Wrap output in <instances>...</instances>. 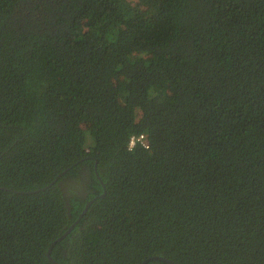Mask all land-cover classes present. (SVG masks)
<instances>
[{
	"label": "trees",
	"instance_id": "obj_1",
	"mask_svg": "<svg viewBox=\"0 0 264 264\" xmlns=\"http://www.w3.org/2000/svg\"><path fill=\"white\" fill-rule=\"evenodd\" d=\"M50 247L264 264V0H0V264Z\"/></svg>",
	"mask_w": 264,
	"mask_h": 264
},
{
	"label": "water",
	"instance_id": "obj_2",
	"mask_svg": "<svg viewBox=\"0 0 264 264\" xmlns=\"http://www.w3.org/2000/svg\"><path fill=\"white\" fill-rule=\"evenodd\" d=\"M105 194V192L102 194V196ZM89 205H90V202L89 203H87L86 204V206H85V209H84V211H83V213H85V211H86V209L89 207ZM82 213V214H83ZM81 217V215L79 216V218ZM72 228V227H71ZM71 228H69L68 229V231L65 233V234H67L69 231H70V229ZM65 234L63 235V236H65ZM61 238H59L58 240H60ZM50 251H51V247L48 249V252H47V257H48V260L51 262V263H53V264H58L57 262H55L51 257H50ZM150 260H154V261H159V262H161V263H166V264H177V263H174V262H172V261H170V260H168V259H166V258H161V257H153V258H149V259H147V260H145L143 263H141V264H146L147 262H149Z\"/></svg>",
	"mask_w": 264,
	"mask_h": 264
},
{
	"label": "built area",
	"instance_id": "obj_3",
	"mask_svg": "<svg viewBox=\"0 0 264 264\" xmlns=\"http://www.w3.org/2000/svg\"><path fill=\"white\" fill-rule=\"evenodd\" d=\"M137 145H140L141 147L147 149L148 145L146 142V139L143 135H139V136H133L130 138L129 140V148H133L136 147Z\"/></svg>",
	"mask_w": 264,
	"mask_h": 264
},
{
	"label": "flooded vegetation",
	"instance_id": "obj_4",
	"mask_svg": "<svg viewBox=\"0 0 264 264\" xmlns=\"http://www.w3.org/2000/svg\"><path fill=\"white\" fill-rule=\"evenodd\" d=\"M81 184H83V183H81ZM77 185H78V189L80 188H83V186H80L78 183H77ZM76 185V186H77ZM65 187H74V183H72V184H69L68 186H65ZM66 189V188H65ZM75 189V188H74ZM147 264V263H146ZM154 264H163V263H161V262H158V263H154Z\"/></svg>",
	"mask_w": 264,
	"mask_h": 264
}]
</instances>
